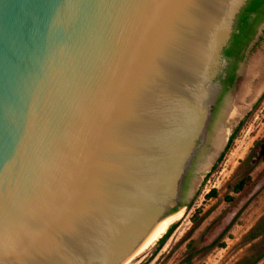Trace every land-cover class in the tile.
<instances>
[{
  "label": "water",
  "instance_id": "obj_1",
  "mask_svg": "<svg viewBox=\"0 0 264 264\" xmlns=\"http://www.w3.org/2000/svg\"><path fill=\"white\" fill-rule=\"evenodd\" d=\"M249 1L0 0V264H125L179 212Z\"/></svg>",
  "mask_w": 264,
  "mask_h": 264
},
{
  "label": "rangeland",
  "instance_id": "obj_2",
  "mask_svg": "<svg viewBox=\"0 0 264 264\" xmlns=\"http://www.w3.org/2000/svg\"><path fill=\"white\" fill-rule=\"evenodd\" d=\"M262 59L264 22L216 109L208 143L189 173L173 234L161 250L157 242L132 264H264V89L255 93L260 72L250 73ZM222 129L228 131L225 147L202 171ZM247 176L252 183L236 192Z\"/></svg>",
  "mask_w": 264,
  "mask_h": 264
},
{
  "label": "trees",
  "instance_id": "obj_3",
  "mask_svg": "<svg viewBox=\"0 0 264 264\" xmlns=\"http://www.w3.org/2000/svg\"><path fill=\"white\" fill-rule=\"evenodd\" d=\"M263 22H264V0H250L248 5L244 8L242 13L240 14L237 20L236 30L233 34L232 40L229 46L225 50V55L229 61V65L226 68L225 77L222 78L223 91L221 93L218 103H220L224 94H226L227 91L230 90L234 85V83L236 82L237 79L236 70L239 67V63L243 60L245 51L252 43V41L255 39L258 29ZM232 139L233 137L231 138V141ZM189 175L190 174L187 175V178L184 183V191L188 187V182L190 179ZM251 183H252V177L247 176L238 183V185L235 187V191L241 192ZM214 194H216V190L213 191V195ZM176 211L177 209H175L173 212ZM178 213H180V211ZM175 228H176V224H174L164 235V237L160 239L159 247L157 248V251L161 250V248L166 244V242L173 234ZM239 264H249V260H244Z\"/></svg>",
  "mask_w": 264,
  "mask_h": 264
},
{
  "label": "bare ground",
  "instance_id": "obj_4",
  "mask_svg": "<svg viewBox=\"0 0 264 264\" xmlns=\"http://www.w3.org/2000/svg\"><path fill=\"white\" fill-rule=\"evenodd\" d=\"M260 72V79L256 85L255 93L259 94L264 89V59L261 60V62H258L255 64L251 70L250 73L254 74V76H257V73ZM253 76V78H254ZM250 89V88H249ZM248 91V90H246ZM251 91V90H250ZM245 92V91H244ZM247 94V93H246ZM251 94V93H250ZM245 96V94H244ZM248 96V94H247ZM246 97V96H245ZM228 131L225 129H222L221 132L217 135L214 143H213V151L209 155V163L204 164L201 167V170L204 171L205 169L209 168L210 165L213 164V162L216 160L219 153L223 150L225 147V144L228 139ZM178 214L171 215L167 218H165L154 230V232L151 234V236L147 239V241L144 243V245L141 247V249L133 256L131 257L127 263L125 264H132L134 263L138 258L142 257L144 254H146L153 246H156L157 242L160 241L161 238L164 237V235L168 232V230L178 221V217L180 216ZM178 215V216H176Z\"/></svg>",
  "mask_w": 264,
  "mask_h": 264
},
{
  "label": "flooded vegetation",
  "instance_id": "obj_5",
  "mask_svg": "<svg viewBox=\"0 0 264 264\" xmlns=\"http://www.w3.org/2000/svg\"><path fill=\"white\" fill-rule=\"evenodd\" d=\"M259 34V29H258V32H257V35ZM256 35V36H257ZM256 38V37H255ZM245 54V53H244ZM238 70V69H237ZM237 70H236V74H237ZM222 91H223V86H222ZM222 91H221V93H222ZM221 96V95H220ZM219 99H220V97H219ZM219 101V100H218ZM218 105H219V103L217 102V104H216V106H215V108H214V114H215V109L218 107ZM214 114H213V117H214ZM213 120V119H212ZM178 216V215H177Z\"/></svg>",
  "mask_w": 264,
  "mask_h": 264
}]
</instances>
